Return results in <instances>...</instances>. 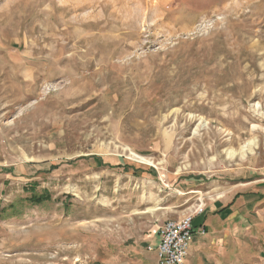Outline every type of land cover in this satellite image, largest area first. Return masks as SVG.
<instances>
[{
	"label": "rangeland",
	"instance_id": "1",
	"mask_svg": "<svg viewBox=\"0 0 264 264\" xmlns=\"http://www.w3.org/2000/svg\"><path fill=\"white\" fill-rule=\"evenodd\" d=\"M199 208V264H264V0H0V264H151Z\"/></svg>",
	"mask_w": 264,
	"mask_h": 264
},
{
	"label": "built area",
	"instance_id": "2",
	"mask_svg": "<svg viewBox=\"0 0 264 264\" xmlns=\"http://www.w3.org/2000/svg\"><path fill=\"white\" fill-rule=\"evenodd\" d=\"M202 210L203 208H199L195 213H189L179 220H167L160 227V242L149 247L150 251L157 252L160 264H184L189 255L190 241L196 232L194 219ZM198 231L204 234L206 228L201 226Z\"/></svg>",
	"mask_w": 264,
	"mask_h": 264
},
{
	"label": "crops",
	"instance_id": "3",
	"mask_svg": "<svg viewBox=\"0 0 264 264\" xmlns=\"http://www.w3.org/2000/svg\"><path fill=\"white\" fill-rule=\"evenodd\" d=\"M236 196H237V194L233 198L234 201L232 200V202L230 204H228V205H226V204L221 205V207L217 208L216 212H218V213L220 212V214H221L224 210H226L229 206H231V204H233L235 202V199L237 198ZM210 224H211L210 223V219L202 218L201 216L198 217L197 219H194V225L196 226V232L193 234L192 239H191L190 244H189V248L192 245H193V248H192V251L189 252V255L186 257L184 264H199V263H202L203 260H202V257H199V253H201V255H202V253L204 251L206 252L207 246H205V244H203V242H202L203 234L200 233L198 231V229L200 228L199 226H204L206 228V232H207ZM160 227H159V229L157 231L156 244L153 245V246L158 245V243L160 242V234H159ZM153 251H155V250H153ZM148 252L150 253L151 258H153L151 264H160L157 252L155 251V253L153 255L151 254L152 252L150 250H148Z\"/></svg>",
	"mask_w": 264,
	"mask_h": 264
},
{
	"label": "trees",
	"instance_id": "4",
	"mask_svg": "<svg viewBox=\"0 0 264 264\" xmlns=\"http://www.w3.org/2000/svg\"><path fill=\"white\" fill-rule=\"evenodd\" d=\"M45 198H46V199L49 198V197H48V194H47V195H41V196H40V195L32 196V197H31V200H43V199H45ZM223 210H224V209H223Z\"/></svg>",
	"mask_w": 264,
	"mask_h": 264
}]
</instances>
